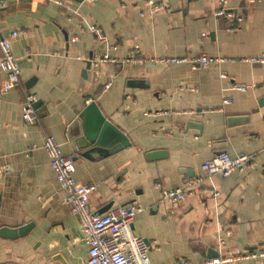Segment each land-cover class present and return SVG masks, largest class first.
<instances>
[{"label":"crops","instance_id":"crops-1","mask_svg":"<svg viewBox=\"0 0 264 264\" xmlns=\"http://www.w3.org/2000/svg\"><path fill=\"white\" fill-rule=\"evenodd\" d=\"M153 1L157 8L149 0H0V38L18 32L11 50L21 81L4 91L0 73V228L30 225L0 236V264H86L43 132L72 156L76 180L95 185L97 213L141 207L132 230L148 243L151 264L264 248V0H227L232 18L215 14V0ZM201 54L224 61L205 69L176 61ZM103 55L119 61L94 65ZM129 57L142 61H121ZM22 90L35 97L38 126L22 120ZM90 101L130 145L110 155L76 146L68 128ZM220 150L255 164L205 176L202 164ZM196 176L204 180L192 194L162 202V189Z\"/></svg>","mask_w":264,"mask_h":264},{"label":"built area","instance_id":"built-area-1","mask_svg":"<svg viewBox=\"0 0 264 264\" xmlns=\"http://www.w3.org/2000/svg\"><path fill=\"white\" fill-rule=\"evenodd\" d=\"M217 8L215 14L225 15L228 18L234 17L226 12L227 0H215ZM58 2V1H57ZM149 2L157 8L153 0ZM231 29V27H230ZM18 35L12 32L11 38ZM11 38H0V73L3 74L2 89L9 90L15 86H21L20 67L18 59L14 57L11 50ZM264 62V56L257 59ZM119 60L109 58L107 55L94 61V65L101 62H117ZM122 62H141L139 57H129ZM176 61L189 62L194 68H208L212 64L224 61L219 57H211L204 54L192 58H181ZM226 78L225 74H220ZM110 83L105 85L107 89ZM232 88L243 90L242 86L235 84ZM23 91V90H22ZM24 93L21 117L27 125H39L40 118L33 106L35 97ZM229 103L230 99H224ZM43 149L46 151L50 167L54 172L60 187V194L63 201L69 205L70 210L79 221L80 234L74 237V242H84L88 246L86 264H151L148 251V243L141 237L135 235L132 230V222L135 215L140 211L138 204L120 205L109 209L104 214H99L89 205V195L95 189L92 183H80L74 176L75 161L72 156L64 154L59 143L51 134L43 132ZM254 157L246 153H239L230 156L226 151L220 150L214 153L205 161L201 169L205 176L221 175L227 177L234 171H241L245 166L254 165ZM204 180L202 176H196L185 180L180 186L162 189L161 200L168 204H175L181 201L184 196L193 193L195 188L201 185ZM264 264V248L246 250L237 254H228L208 258L196 264H225L234 261H256ZM174 264H192L186 260H178Z\"/></svg>","mask_w":264,"mask_h":264},{"label":"water","instance_id":"water-1","mask_svg":"<svg viewBox=\"0 0 264 264\" xmlns=\"http://www.w3.org/2000/svg\"><path fill=\"white\" fill-rule=\"evenodd\" d=\"M80 2L82 0H75ZM69 137L77 139L76 146L88 147L89 145L103 148L104 154H113L130 145V142L100 111L95 101H90L78 117L69 126ZM72 150H76L74 142L70 143ZM23 225L18 228H0V236L16 238L29 228Z\"/></svg>","mask_w":264,"mask_h":264}]
</instances>
